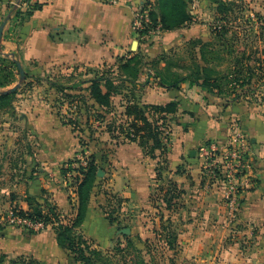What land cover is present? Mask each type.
<instances>
[{
	"label": "crops",
	"instance_id": "obj_1",
	"mask_svg": "<svg viewBox=\"0 0 264 264\" xmlns=\"http://www.w3.org/2000/svg\"><path fill=\"white\" fill-rule=\"evenodd\" d=\"M144 2L146 0H49L29 21L30 57L47 68L117 64L119 58L135 54L123 52L129 44L134 48L137 42L134 22ZM2 7L0 1V18ZM184 30L179 34L181 37L187 34ZM151 60L145 55V66L137 82V98L145 104L178 105L177 112L170 117L171 144L166 155L168 169L163 172V179L173 180L184 192L178 199L188 208L182 212L183 216L200 221L199 225L191 221L184 226L183 235L187 240L183 243L187 244V253L192 257L197 251L225 247L224 260L221 258L220 263L264 264V105L214 96L187 82L179 88H167L161 84L157 74L159 70L165 71L166 63L162 62L156 68L159 69L157 72L147 63ZM124 104L122 95L114 97L117 112L124 111ZM42 115L38 117L52 121L45 126L44 145L34 146L29 153L23 154L24 164H10V168L16 171L11 177L15 189L1 190L0 199L7 202L5 205L11 208L9 211H27L29 205L26 198L41 195L47 188L62 214H65L63 217L68 216L65 217V222H68L76 214L78 193H74L76 199L71 205L73 199H69L64 190L55 188V176L56 180L62 178L61 167L68 160L93 153L100 159L102 152L95 146L83 152L79 138L71 127L63 125L51 112ZM236 130L243 132L250 141L251 169L241 177L242 203L234 212L226 197L229 184L223 182V187L215 186L216 182L211 181V175L204 167L201 150L210 143L227 147ZM109 157L106 161L111 168L108 186L123 199L119 215L124 217V212L144 203L145 208L155 205L160 187L165 184L158 178L163 158L161 152L157 150L156 157L148 156L139 143L133 142L120 144ZM5 166V162L0 163L1 169ZM179 167L183 173L176 174ZM0 179L5 180L4 177ZM7 195L11 197L5 199ZM98 198L95 193L91 196L81 232L94 240L98 247L109 248L117 227L111 224L101 208L106 197L103 194L100 201ZM215 219H220L221 225H215ZM236 224L244 226V238L225 245L224 236L235 232ZM1 233V242L6 239L5 235L18 240L17 243L14 239L8 241L9 244L0 243V253L13 251L15 254L34 255L42 264H77L68 251L58 245L53 228L31 237L26 236L23 230L12 227L4 228ZM246 238L253 240L247 251L243 246ZM205 262L214 263L210 257H205Z\"/></svg>",
	"mask_w": 264,
	"mask_h": 264
},
{
	"label": "trees",
	"instance_id": "obj_2",
	"mask_svg": "<svg viewBox=\"0 0 264 264\" xmlns=\"http://www.w3.org/2000/svg\"><path fill=\"white\" fill-rule=\"evenodd\" d=\"M210 1L217 5L218 13L224 14L225 18L227 12L232 11L235 5L234 1ZM37 10H42V7L39 6ZM145 10H148L150 23L141 34L157 28L163 33L181 29L194 20L187 0L145 2ZM257 16L258 20H263L262 17ZM226 24L221 22L214 26L213 41L198 42L200 50L199 53H194L193 66H190L188 73L171 72L170 59L163 55L152 60L149 63L150 68L157 72L159 69L156 68L162 62L166 63L165 71L159 70L157 73L161 84L167 88H179L181 84L187 82L211 95L231 101L252 102L263 97L264 92L261 90L264 89L263 21L258 25V33L254 35V40L259 41L263 46L257 47L254 53H248L247 46L241 44V32L231 31ZM144 61V55L140 53H135L131 57H122L118 59L117 64L104 63L98 66V69L88 68L85 76L91 73L92 77L81 79L72 86L57 88L59 94L57 102L60 101L63 108L62 112L59 111L61 122L76 133L83 152L94 144L96 147L102 133L109 135L111 144L98 148V151L102 152L100 159L97 158L96 153L87 156L85 167H74V164L80 161L76 157L62 165V174L75 170L80 174L77 178L76 214L68 223L63 221L65 218L56 205L49 204L48 200L41 201L42 197L28 196L26 201L29 209L19 210V214L34 222L53 226L58 245L66 249L77 264H155L154 257L148 260L146 258L148 252L145 254L126 234L123 235L124 241L119 239L112 250L104 251L92 244L93 242L81 232L98 172L103 170L102 163H106L109 154L113 153L120 144L137 142L144 153L151 157H156L157 150L161 152L163 158L158 168V178L165 184L160 187L159 193L163 194L162 199L167 209H170L174 201L181 198L184 193L178 189L173 180L163 179V172L168 169L166 155L170 152V145L164 140L166 137L160 131V124L170 130V117L177 112L178 105L176 103L145 104L137 98V82L145 66ZM18 64V61H9L7 57L0 56V88H8L15 82L14 70H20ZM17 93V89L0 93V109L6 106L12 107ZM118 95L125 98L122 113L117 112L114 105V97ZM181 173L183 171L179 167L176 174ZM114 218H110L111 223L117 221V217ZM164 218L163 215L160 217V229L162 234H165L166 244L172 249L178 246L179 234L172 229L171 218L168 217L166 220L168 225L163 222ZM162 234L160 238L163 237Z\"/></svg>",
	"mask_w": 264,
	"mask_h": 264
},
{
	"label": "rangeland",
	"instance_id": "obj_3",
	"mask_svg": "<svg viewBox=\"0 0 264 264\" xmlns=\"http://www.w3.org/2000/svg\"><path fill=\"white\" fill-rule=\"evenodd\" d=\"M0 1L3 6L1 8L2 17L0 18V27L4 21H7L3 31L2 40L0 42V56L7 57L9 61H18L22 65L25 72V76L22 78L20 70L15 69V82L8 88H0V93H3L4 91L11 90L13 87L18 86V93L15 96L14 105L12 107L6 106L5 108L0 109V163L5 162L6 164L3 169L0 168V176L5 178V180L0 179L1 192V190L4 189L7 191L15 189V185H13L11 177L16 173V171L10 168V164H24L25 157H23V154L29 153L34 146L37 147L39 145V147H41V145H44L43 142L46 137L45 132L47 130L45 126L52 123V121L48 122L42 120L38 117V115L43 116L42 114H49V112H51L61 121L60 113L63 108L61 107V102H57L59 95L57 88L72 86L75 83H78L81 79L92 77L91 73L85 76L87 69L94 67L98 69L99 67H68L59 65L54 68H47L45 64L41 63L37 59L31 58L29 53V21L33 15L39 11L37 10L38 7L40 6L43 9V6L49 0ZM105 1L115 2L116 0ZM187 1L189 11L194 19L190 24L181 29L167 31L164 33L162 32L158 36H151L149 38L144 36L139 37L140 33H137V38L135 39L137 42L134 44V48H131V44H129L123 53H140V55H144V60L145 55H147L150 60L163 55L170 59L171 72L181 74L188 73L190 66H193L194 53H199L200 50L198 42L213 41L214 36L212 29L221 22H226L227 27H230L231 31L234 30L241 32L240 42L241 44L247 46L248 53H254L257 47L263 46L262 43L254 40V35L258 33V25L260 22L263 21L264 23V0H223L226 2H235V5L232 7V11L227 12L226 18L224 14L220 15L218 13L217 5L210 0ZM146 2L154 3V0H146ZM143 6L145 10V5L143 4ZM149 6L151 5L149 4ZM139 8L141 9V7ZM257 15L262 17L263 20H258L259 17ZM181 30L186 31L187 34L181 37L179 35L180 33H183ZM189 30L190 32H188ZM151 62L152 60L147 63ZM113 63L114 62H111L110 65H113ZM261 90L264 92V89ZM252 102H256L263 106L264 96L260 97L258 101ZM107 135L106 133H102L99 136V142L96 145L97 148L101 149L103 146L111 144V139ZM102 150L104 151V149ZM106 150L107 149H105V151ZM109 158L110 157L108 156L107 160H109ZM26 162L28 161L26 160ZM102 164V173L98 172V178L91 194L93 195V193H95L96 196L99 195L98 201H100V197L104 194L106 201L102 204L101 208L104 210L107 218H109V221L111 217H117V221L115 223H111L117 227L112 244L109 248H101L102 250H112L116 246L119 239L124 241L123 235L126 234L135 241L136 245L142 249L145 254L148 252V256L146 255L148 260L151 257H154L155 264H207L205 262V257H210L211 262H214L213 264H224V262L220 263V259L224 257L225 247L211 248L210 251H197L192 257L187 253V244L183 243L187 240L186 236L183 235L184 226L191 221L195 224L197 222L199 225L200 221L198 219L190 220L188 217L183 216V211L188 209L186 203L181 204L179 200H175L174 203L172 202V207L167 209V205L162 199L163 194H160L159 198H157L158 201H156L155 205H153L155 208L153 206H151V208H145L144 203L142 206L130 209L127 213L124 212V217H122V215L120 216L118 209L121 207L123 199L121 198V195L115 194L110 190L108 183L111 178V168L108 163ZM74 167L78 168L79 166L74 165ZM78 177H80V174L77 170L71 171L65 175L63 174L62 178H58L57 180V177L55 176V188L64 190L69 199H73V201H70L71 205L76 199V195H74V193L77 192L76 188ZM212 178L213 179L211 181L216 182L215 186H217V188L224 186V174L218 173L216 177L213 176ZM214 179L219 180V182ZM44 189L45 193L42 191L43 195L32 196L37 198L42 197L41 201L48 200L49 204L56 205L62 213V210L52 197V193L47 188ZM11 195H7L4 198L6 199L7 197H11ZM6 203L7 202L3 201V199H0V239L2 235L1 231L6 227H12L20 230V228L7 223L6 219L11 211H9V209L11 208H8V206L5 205ZM162 215L165 217L163 220L165 225H168L166 221L167 218H171L172 229L176 230L179 234L178 237L181 240V243H178V246L175 248L169 249V246L165 241V234H162L161 232L160 217ZM65 217L67 218L68 216ZM63 221L65 222V219ZM221 221L223 220L221 219ZM214 224L221 225L220 219H215ZM47 228H53V226H47L45 229ZM242 228H244V226L236 224V228L234 229L235 232H233L230 236L227 234L224 236L223 239L225 245L232 243V240L244 238ZM21 230H23L28 237L43 231L31 232L32 230L28 229ZM160 234H162V238H160ZM4 237L6 239L2 242L0 241V243L9 244L8 241H11L12 239H14V243H17L18 238L6 235ZM86 238L90 242L92 241V244L98 246L94 240L88 237ZM245 241L246 243L243 244V246L247 251L251 248L250 246L253 244V240L252 238H246ZM215 246H217V244ZM69 255L71 256V254ZM202 258L203 260L201 261ZM223 260L224 258L222 261ZM0 264L42 263L34 255L22 253L15 254V252L12 251L9 254L0 253ZM255 264L260 263L256 262Z\"/></svg>",
	"mask_w": 264,
	"mask_h": 264
},
{
	"label": "built area",
	"instance_id": "obj_4",
	"mask_svg": "<svg viewBox=\"0 0 264 264\" xmlns=\"http://www.w3.org/2000/svg\"><path fill=\"white\" fill-rule=\"evenodd\" d=\"M148 14V10H144V6L141 7L134 22L136 33H140V36L147 38L160 35L162 31L159 28L141 34L150 23ZM160 131H162L164 137H166L164 139L165 142L170 145L171 137L169 128L160 124ZM250 146V141L244 133L236 130L231 137V143L227 147H221L217 143H210L205 145L201 150V156L204 159V167L209 171L211 179H213V176L216 177L218 173L224 174L225 180L223 182L229 184L226 197L229 200V206L234 212H237L242 203L240 195L241 177L251 169V162L249 159ZM77 159L80 161L74 165L83 167L87 165L84 155H79ZM214 180L219 182L217 179ZM6 221L10 225L24 230L41 231L47 227L43 222H34L20 215L19 210L11 211Z\"/></svg>",
	"mask_w": 264,
	"mask_h": 264
},
{
	"label": "water",
	"instance_id": "obj_5",
	"mask_svg": "<svg viewBox=\"0 0 264 264\" xmlns=\"http://www.w3.org/2000/svg\"><path fill=\"white\" fill-rule=\"evenodd\" d=\"M6 23H7V21H4V23L0 27V42H1L2 37H3V31H4ZM18 65H19V69H20V72H21V76H22V78H24V76H25L24 69H23V67H22V65L20 63ZM17 88H18V86L13 87L10 91H14ZM99 172L102 173V171H99Z\"/></svg>",
	"mask_w": 264,
	"mask_h": 264
}]
</instances>
